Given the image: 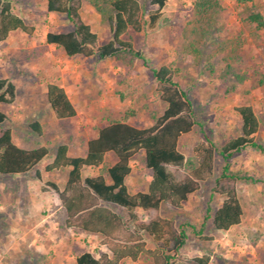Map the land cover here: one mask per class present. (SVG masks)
Instances as JSON below:
<instances>
[{
  "label": "rangeland",
  "instance_id": "374dc122",
  "mask_svg": "<svg viewBox=\"0 0 264 264\" xmlns=\"http://www.w3.org/2000/svg\"><path fill=\"white\" fill-rule=\"evenodd\" d=\"M12 1L13 11L25 20L31 32L11 31L0 43V78H8L17 85L15 101L0 105L9 117L1 128H11L18 144H22V138L26 137L22 144L25 147H33L38 142L50 148L51 154L37 168L43 169L58 144L70 143L76 136L85 140L95 133L96 127L106 123L107 118L121 115L127 109L135 111V115L129 118L130 123L138 127L151 126L154 123L151 112L160 115L164 103L149 102L144 95L150 94L156 86L150 68L163 64L180 68L179 76L174 78L191 96L199 118L211 130L214 141L222 144L240 134L241 120L235 108L250 105L263 121L256 139L264 144V30H256L242 21L244 12L237 0H221L220 24L213 31L211 41L231 39L240 42V62L233 65L236 72L243 75L239 83L234 76L218 78L182 53V28L191 15L192 0H165L153 26L145 24L141 32H131L133 45L144 53L147 66L141 60L128 66L109 58L68 56L45 41L48 31L62 32L71 28L63 14L48 13L46 0ZM141 1L146 10L158 8L157 4L150 3L151 0ZM252 2L264 16V0ZM80 15L96 32L100 44L110 40L108 23L101 20L99 14L83 0ZM143 18L148 19L146 12ZM214 65L217 70L224 67L221 56L214 59ZM53 81L62 83L67 89L78 112L74 119L52 120L53 114L46 100V85ZM232 85L235 88L230 90ZM121 94L124 95L122 99ZM35 121L44 127L42 137L29 127ZM201 140L195 126L179 138L178 148L191 157L193 148ZM131 164L133 174L138 176V183L143 187L139 188L145 189L151 173L142 164L141 155ZM221 164V159L216 157L213 175L207 178L198 192L189 196L182 211L162 203L159 214L169 217L185 213L191 222L199 223L213 192L215 178L220 174ZM232 168L264 179V152L246 148L232 159ZM174 171L181 177V170ZM34 173L33 169L26 177L0 175V213L5 214L8 224L6 233L0 229V264H75L76 256L85 250L96 256L105 251L99 243V236L64 226V213L57 194L53 191L41 194L38 185L34 187L32 182L29 183ZM65 175L66 171L57 170L47 172L45 178L63 185ZM27 187L30 188L28 195ZM235 188L243 208L241 222L227 231L209 227L201 238L190 234L179 256L191 258L203 255L206 250L210 255L208 264H264V183L240 182L235 184ZM221 201L222 197L213 193L210 203L218 206ZM140 214L148 216L142 211ZM147 246H154L148 237ZM125 264L152 263L141 258Z\"/></svg>",
  "mask_w": 264,
  "mask_h": 264
},
{
  "label": "trees",
  "instance_id": "16d2710c",
  "mask_svg": "<svg viewBox=\"0 0 264 264\" xmlns=\"http://www.w3.org/2000/svg\"><path fill=\"white\" fill-rule=\"evenodd\" d=\"M83 1L108 23L110 40L100 44L96 32L82 20L81 0H46V11L63 14L71 28L62 32L48 31L45 41L68 56L109 58L128 66L141 60L147 66L144 53L133 45L131 32H141L145 24L153 26L165 0H151L150 3L158 5L153 11L146 10L141 0ZM252 1L237 0L244 12L242 21L256 30H264V16L254 8ZM221 11V0H192L191 15L182 28V53L218 78L234 76L239 83L243 75L238 74L233 65L240 62V42L231 39L211 41L213 31L219 27ZM145 12L148 19L143 18ZM14 30L31 32L25 20L13 11V1L0 0V43ZM217 56H221L224 62V67L219 70L214 65ZM150 69L156 86L144 97L152 103L163 102L162 113L156 115L151 112L154 123L148 127H137L130 123L129 118L135 115L133 109L107 118L106 123L96 127L94 136L86 142L83 156L69 155L68 144H58L43 170H67L62 186L53 180H44L37 168L51 154L50 148L38 142L33 147H25L22 144L26 137L22 138V144L16 143L12 129L1 128L9 117L0 108V175L18 176L29 174L34 169V177L41 182L40 189L57 194L64 213V226L99 236L100 245L106 249L98 256L85 250L76 256L75 264H125L126 261L136 262L141 258L148 259L152 264H208L210 255L206 250L203 255L191 258L179 256L189 235L201 238L209 227L227 231L238 225L243 208L235 184L264 183V179L256 178L245 170L232 168V159L246 148L264 152V144L256 139L263 121L253 108L250 105L235 108L241 120L240 134L218 144L211 130L199 118L189 93L175 80L180 68L163 64ZM234 88L235 85L229 87L230 90ZM123 96L121 94L120 98ZM16 97L15 83L8 78H0V105L13 103ZM46 100L57 120H69L76 116L73 103L59 83H47ZM195 126L202 140L193 148V156L188 157L179 150L178 141ZM29 127L38 137H42L43 131L38 121L30 123ZM109 153L116 157L112 165L107 160ZM139 155L151 176L145 191L132 193L125 179L132 170L131 163ZM216 157L222 161L221 170L215 178L202 220L199 223L191 222L185 213L182 216L160 215L162 203L178 211L183 210L189 196L198 192L207 178L213 175ZM85 167L97 168L98 172L93 176H83ZM174 169L182 171L181 177L176 175ZM213 193L222 197L218 206L210 203ZM140 211L148 216L143 217ZM151 212L154 214L151 215ZM5 217L4 213H0L3 234L8 229ZM147 237L153 240L154 246H147Z\"/></svg>",
  "mask_w": 264,
  "mask_h": 264
},
{
  "label": "crops",
  "instance_id": "0c3cea01",
  "mask_svg": "<svg viewBox=\"0 0 264 264\" xmlns=\"http://www.w3.org/2000/svg\"><path fill=\"white\" fill-rule=\"evenodd\" d=\"M90 57V56H89ZM60 84V86H62L63 88H64V85L62 84V83H59ZM16 88H17V85H16ZM65 89V88H64ZM65 91H66V93H67V89H65ZM68 95V94H67ZM68 97H69V99H70V96L68 95ZM70 101L72 102V100L70 99ZM73 103V102H72ZM74 105V104H73ZM75 107V106H74ZM76 109V108H75ZM52 112V111H51ZM77 110H76V115H77ZM53 114V113H52ZM75 117H73V118H71V119H69V120H72V119H74ZM52 120L53 121H60V120H57L54 116L52 117ZM40 123V122H39ZM132 124V123H131ZM40 125H42V123H40ZM133 125V124H132ZM135 126V125H134ZM138 127V126H137ZM41 128H42V131H43V125L41 126ZM44 132V131H43ZM56 136H59V134L58 133H56ZM94 136V133H92V135L91 136H89L88 138H86L85 140H81L80 139V137L78 136H76L75 138H73L72 140H71V142L70 143H68V142H63V143H67L68 144V147H69V150H68V153H69V155H76V156H83V155H85V153H86V142L90 139V138H92ZM83 141H84V143H83ZM42 145H46V144H42ZM51 160V159H50ZM49 160V161H50ZM107 160L109 161V164L110 165H112L115 161H116V157L112 154V153H109L108 155H107ZM48 161V162H49ZM131 166H132V164H131ZM39 170H40V172H41V175H42V178L44 179V180H48L47 178H45V177H47V172H45L43 169H41V168H38ZM54 171H57V170H54ZM66 172H67V170H65ZM97 172H98V169L97 168H90V167H85L83 170H82V175L83 176H93V175H96L97 174ZM26 175H28V174H22V175H18L19 177H26ZM18 176H15V177H18ZM65 178H66V175H65V177H64V180H63V183L62 184H64V182H65ZM30 181H29V183H31L32 182V185H34V187H36V185H38L37 187H39V191H40V193L41 194H44L45 195V193H47V192H49V191H42L41 189H40V184L39 183H41L40 181H38L37 179H35V177H34V175H31V177H30V179H29ZM109 180V179H108ZM53 181H55V180H53ZM56 183H58L57 181H55ZM125 182H126V185H127V187H128V190L130 191V192H132V193H134V192H137V191H145L146 189H147V185H148V182H147V184L144 186V187H146L145 189H142L143 187L141 186V183L139 184L138 183V176H136V175H134L133 174V172H132V170H131V172H130V174L126 177V179H125ZM36 183V184H35ZM59 184V183H58ZM30 185V184H29ZM60 185V184H59ZM60 186H62V185H60ZM4 187V186H3ZM139 187H142V188H139ZM29 187H27V195L28 194H30L29 193Z\"/></svg>",
  "mask_w": 264,
  "mask_h": 264
}]
</instances>
